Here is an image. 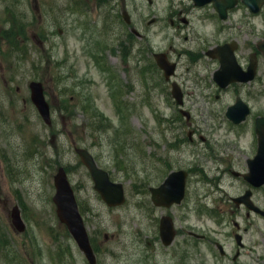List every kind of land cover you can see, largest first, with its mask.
Returning a JSON list of instances; mask_svg holds the SVG:
<instances>
[{"label":"rangeland","instance_id":"obj_1","mask_svg":"<svg viewBox=\"0 0 264 264\" xmlns=\"http://www.w3.org/2000/svg\"><path fill=\"white\" fill-rule=\"evenodd\" d=\"M179 2L0 0V264H89L53 202L61 167L84 211L97 264H264V217L232 201L252 188L233 172L248 171L253 123L264 105L252 104L253 115L239 127L226 118L232 93L217 101L208 62H191L203 38L189 28L178 37L171 24H179ZM9 29L15 44L1 36ZM160 52L178 63L170 82L153 57ZM33 81L44 86L51 126L31 102ZM173 81L186 93L191 120L171 95ZM79 148L124 185V205L102 201ZM174 170L189 173L185 199L156 208L149 187ZM253 201L264 210V187L253 189ZM17 205L23 233L11 221ZM166 215L177 230L170 247L160 240Z\"/></svg>","mask_w":264,"mask_h":264},{"label":"water","instance_id":"obj_2","mask_svg":"<svg viewBox=\"0 0 264 264\" xmlns=\"http://www.w3.org/2000/svg\"><path fill=\"white\" fill-rule=\"evenodd\" d=\"M209 1V0H207ZM245 3L251 4L264 3V0H243ZM257 11V9L255 10ZM127 21L129 17L125 14ZM157 63L161 69L165 71V76L169 79L175 72L176 65L170 64L166 55L157 54ZM32 101L37 106L40 114L47 124H51L50 108L44 97V90L41 83H32ZM174 97L179 104L183 103L182 93L177 84H174ZM248 109L246 105L237 104L230 108L228 117L234 123L239 124L247 117ZM257 133L259 135V151L254 160L249 162L250 173L245 176L246 180L255 187L264 185V118L257 120ZM78 153L83 163L91 172L95 182V189L101 194L104 201L109 206L122 205L125 202L124 187L122 184H115L110 181L109 174L98 168L94 158L85 149H79ZM57 194L54 197V202L57 205V213L60 220L65 223L75 240L78 242L82 250L85 251L87 257L92 264H95L93 250L89 243V238L84 226L83 219L80 215L78 204L76 202L74 192L68 181L66 172L61 168L55 176ZM186 174L183 172L172 173L170 177L159 188L151 189L153 201L156 205L172 206L174 203H181L185 196ZM251 191H247L245 196L235 199L236 203H245L246 206L255 212L264 216V211L256 207L251 201ZM13 223L19 231H24L25 225L21 219L20 211L16 207L12 213ZM174 224L170 217L162 219L161 237L165 245H170L175 237ZM238 243L241 244V236L237 235ZM223 252L222 247L219 246Z\"/></svg>","mask_w":264,"mask_h":264},{"label":"flooded vegetation","instance_id":"obj_3","mask_svg":"<svg viewBox=\"0 0 264 264\" xmlns=\"http://www.w3.org/2000/svg\"><path fill=\"white\" fill-rule=\"evenodd\" d=\"M217 1L221 4V10H224L226 17H222L215 2L203 6L191 1L179 2L178 28H189L198 40L203 38L202 44L198 43L199 48L193 52V56L196 57V61L208 62V70L211 71L213 79L211 88L216 90L217 101L231 92V104L241 99L249 105H264V52L259 50L260 42L264 41V31L258 29L259 25L264 27V7L259 14H254L240 2L236 7L228 8L227 0ZM193 21L200 25L201 32L197 33L192 26ZM172 23L175 25L174 20ZM211 50H215V57L208 56ZM254 67H256L255 74L250 76L252 79L247 83L239 82L223 89L214 79L215 73H218L223 81H227L233 77L234 68L246 73ZM259 116H264V113H260Z\"/></svg>","mask_w":264,"mask_h":264},{"label":"trees","instance_id":"obj_4","mask_svg":"<svg viewBox=\"0 0 264 264\" xmlns=\"http://www.w3.org/2000/svg\"><path fill=\"white\" fill-rule=\"evenodd\" d=\"M101 1H108V0H101ZM13 29H9V30H6L5 33H3V36L9 40H11L12 44H15L16 43V39L15 40H12V38H14V34H13Z\"/></svg>","mask_w":264,"mask_h":264}]
</instances>
